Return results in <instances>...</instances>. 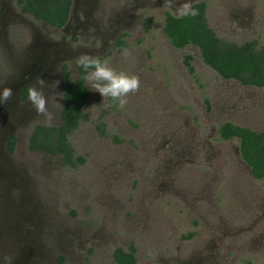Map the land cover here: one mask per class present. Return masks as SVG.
Wrapping results in <instances>:
<instances>
[{
    "label": "rangeland",
    "instance_id": "rangeland-1",
    "mask_svg": "<svg viewBox=\"0 0 264 264\" xmlns=\"http://www.w3.org/2000/svg\"><path fill=\"white\" fill-rule=\"evenodd\" d=\"M196 1L217 36L264 44V0ZM183 2L172 10L164 0H73L70 23L56 28L0 0V90L14 93L0 105V205L12 209L0 207V219L15 223L0 264H116L114 249L130 245L136 264H264V178L252 176L237 138L217 134L226 121L264 131V87L223 79L196 46L171 45L165 12ZM81 55L106 56L140 89L121 109L85 79L84 117L68 136L83 162L72 166L28 139L36 124H59L61 67L76 78ZM37 77L51 121L24 96Z\"/></svg>",
    "mask_w": 264,
    "mask_h": 264
},
{
    "label": "trees",
    "instance_id": "trees-1",
    "mask_svg": "<svg viewBox=\"0 0 264 264\" xmlns=\"http://www.w3.org/2000/svg\"><path fill=\"white\" fill-rule=\"evenodd\" d=\"M73 0H17L22 12L31 14L35 19L60 28L68 20ZM192 7L199 15L195 17L178 18L170 12H165L162 32L175 48L194 45L198 48L204 64L212 68L218 76L227 80H235L242 85L264 87V44L258 40L249 39L234 42L223 39L215 33L208 23L206 16V2L196 1ZM118 43H122L120 38ZM101 62L106 56L99 57ZM192 55L185 54L183 63L190 73ZM76 78H71L68 67L63 64L61 77L64 83L62 94L63 105L59 113L58 125L36 124L29 139L28 147L33 151H43L50 155L61 154L64 163L74 166L75 160L83 162V158L73 156L72 146L68 136L78 128L84 117L83 107L87 103L89 90L85 85L86 73L80 66H76ZM27 94L25 91L24 96ZM101 135H106L104 122L97 126ZM220 140L238 139L240 158L248 165L255 179L264 178V131H255L249 127L237 125L230 121L219 124L217 128ZM114 142L125 140L113 136ZM15 137L8 139V150L12 151ZM188 233L186 236H190ZM135 248L130 245L127 250L117 247L113 251L116 264H136Z\"/></svg>",
    "mask_w": 264,
    "mask_h": 264
},
{
    "label": "clouds",
    "instance_id": "clouds-1",
    "mask_svg": "<svg viewBox=\"0 0 264 264\" xmlns=\"http://www.w3.org/2000/svg\"><path fill=\"white\" fill-rule=\"evenodd\" d=\"M176 5L177 0H164V8L173 10ZM174 12L178 18L199 15L198 10L192 7L190 0H184L178 7H175ZM129 54V50L125 49V57ZM76 63L84 69L85 79L90 89L98 92L103 97V101L108 99L117 102L121 109L126 107L129 95L140 89L138 76L118 72L110 67L107 61L101 62L99 57L81 55L77 58ZM58 83L59 81H55L56 85ZM45 84L44 78L37 77L35 84L28 88L27 96L37 115L44 116L48 121H51L53 114L48 110L47 98L42 91ZM13 95L11 88L5 87L0 90V105L8 104L13 99Z\"/></svg>",
    "mask_w": 264,
    "mask_h": 264
},
{
    "label": "flooded vegetation",
    "instance_id": "flooded-vegetation-1",
    "mask_svg": "<svg viewBox=\"0 0 264 264\" xmlns=\"http://www.w3.org/2000/svg\"><path fill=\"white\" fill-rule=\"evenodd\" d=\"M18 4V3H17ZM23 13H25V12H23ZM28 14V13H27ZM70 15H71V11H70ZM70 15H69V18H68V20H67V22L63 25V26H65V25H67L68 26V24L70 23L69 21L71 20L70 19ZM44 22V21H43ZM3 138V135L1 136V139ZM43 152V151H42ZM3 187V185L0 187V189ZM0 207L2 208V210L4 211V212H9V211H11L12 212V209H11V207L10 208H3L1 205H0ZM22 212H24V215L26 216L27 215V212H25L24 210L22 211ZM13 230V229H15V223H14V219L13 218H10V217H3V218H1L0 219V232L3 234V235H5V238L3 239V241L1 240V236H0V243H2V244H6V243H9V237L7 236V234H4L5 233V230ZM5 240H7V241H5Z\"/></svg>",
    "mask_w": 264,
    "mask_h": 264
}]
</instances>
